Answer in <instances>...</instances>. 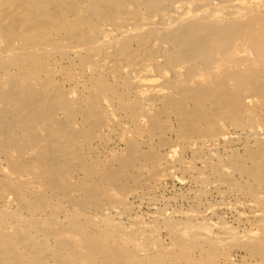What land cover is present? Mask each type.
<instances>
[{
  "label": "bare ground",
  "instance_id": "obj_1",
  "mask_svg": "<svg viewBox=\"0 0 264 264\" xmlns=\"http://www.w3.org/2000/svg\"><path fill=\"white\" fill-rule=\"evenodd\" d=\"M175 166L196 208L134 212ZM0 264H264L262 5L0 0Z\"/></svg>",
  "mask_w": 264,
  "mask_h": 264
},
{
  "label": "rangeland",
  "instance_id": "obj_2",
  "mask_svg": "<svg viewBox=\"0 0 264 264\" xmlns=\"http://www.w3.org/2000/svg\"><path fill=\"white\" fill-rule=\"evenodd\" d=\"M256 2H258V4H261L262 8L264 9V0H256ZM127 128L131 129V127H127ZM108 138H109V142L106 144V146L100 145L101 153L99 152V154H100L99 157L101 156L103 159L107 156H110L115 151H118V150L120 151V149L122 152V150L127 145V142L125 141V136L120 131H115ZM242 142H243V140H241V142H237V144L232 145L233 146L232 148L234 150L241 152L243 150V147H244ZM241 144H242V146H241ZM31 151L33 152V150H29V152L27 151V154L28 153H29V155L33 154V153H31ZM184 177H185V173L183 172V170L181 169L180 166H175V171L173 173H165V174L161 175L159 177V184H163L162 187H159L156 183L153 182V185L151 186L152 187L151 190H153V191H151L149 189L150 191L148 190V192H147V194L149 193V195H151V194L154 195V196L152 195L153 199L151 198V201L149 199H147L146 197L148 195H146V194H145V197L141 196V197H143V199H146V200H143L142 198L135 200L136 202L134 204L137 206L134 205L135 206L134 210H137V209L138 210L137 211L133 210V211L137 212L138 215L140 213H142L143 216L147 217V215L150 214V211L151 212L157 211V210H155L156 207L157 208H159V207L164 208L165 207V209L167 211H169L170 213L172 212V214H174L175 217H178V216L180 217L179 213L181 211L185 212V210H187V209L196 208L195 206L197 205V203L194 202V200H195L194 196L196 195L197 186L192 185L193 183H191L190 181H187V182L184 181ZM223 188L224 189H222V190L224 191L226 187H223ZM214 191H215L214 189H211L210 192H212V193L209 192L207 199H204L202 203L204 205L211 206V209H212L211 212H213L212 214H214V213L222 214L224 216L225 220L227 221V223L236 225L235 218H236V216H238L237 213H241L242 211L247 213V210L244 208L242 203H239V204L235 203L234 204V200L231 198L232 196L227 195V193H224L223 198H225V197L226 198L223 199L220 196H218V194ZM156 197L158 200L156 199ZM230 200H232V201H230ZM139 202H140V204L142 202V204L140 205ZM152 203H153V205H152ZM164 205H166V206H164ZM224 205L226 206L225 208H224ZM139 206H140V208H136ZM230 207L233 209H231ZM236 207H238V208L236 209ZM173 209L175 211L177 210L176 212L179 211L178 212L179 215L176 212H174ZM139 210H140V213H138ZM200 210H202L201 205L199 206V211ZM224 212H225V214H224ZM207 213H210V212L209 211L205 212L207 217H209L207 220L214 222L216 220V217L215 216L210 217ZM230 213H232L233 215H230ZM142 214H140V215H142ZM121 219L125 223L128 222L124 218H121ZM239 254H241V253L240 252L236 253V255H239Z\"/></svg>",
  "mask_w": 264,
  "mask_h": 264
}]
</instances>
